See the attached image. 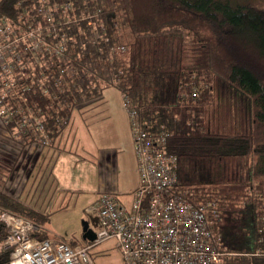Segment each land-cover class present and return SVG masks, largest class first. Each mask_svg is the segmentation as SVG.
Returning <instances> with one entry per match:
<instances>
[{
    "label": "trees",
    "instance_id": "1",
    "mask_svg": "<svg viewBox=\"0 0 264 264\" xmlns=\"http://www.w3.org/2000/svg\"><path fill=\"white\" fill-rule=\"evenodd\" d=\"M43 5L63 49L42 62L48 93L32 85L24 94L50 139L30 158L24 190L49 178L73 111L115 86L141 128L168 133L177 188L214 206L221 264H264V0H0V16ZM1 137L0 169L11 176L17 156ZM21 197L0 190V211L42 224ZM6 232L0 222V241Z\"/></svg>",
    "mask_w": 264,
    "mask_h": 264
},
{
    "label": "built area",
    "instance_id": "2",
    "mask_svg": "<svg viewBox=\"0 0 264 264\" xmlns=\"http://www.w3.org/2000/svg\"><path fill=\"white\" fill-rule=\"evenodd\" d=\"M47 9L43 5L32 14L24 10L16 20L0 16V133L17 156L13 169H20L15 180L50 140L39 114L25 107L24 95L32 85L41 95L48 93L42 62H51L63 49L51 28L53 13ZM123 106L138 181L128 205L119 203L114 191H101L91 201L85 209L95 214L91 242L114 238L122 264H221L224 252L207 215L214 206L194 204L177 188L176 156L165 150L168 133L152 135L141 128L126 96ZM0 222L7 230L0 250H8L0 264H92L87 246L50 237L35 220L1 210Z\"/></svg>",
    "mask_w": 264,
    "mask_h": 264
},
{
    "label": "rangeland",
    "instance_id": "3",
    "mask_svg": "<svg viewBox=\"0 0 264 264\" xmlns=\"http://www.w3.org/2000/svg\"><path fill=\"white\" fill-rule=\"evenodd\" d=\"M121 113L130 128L123 106V96L118 88L111 85L103 89L100 99L81 110L73 111L68 126L66 125L69 127L73 119L71 131L68 135L66 133V138L61 141V146L71 150L70 153H65V156L73 162L75 161L69 163L70 167L72 166V177L65 175L63 180H59L52 173L44 185L38 183L36 185L32 182L33 186L29 185L24 190L28 171L30 172L33 167L31 159L28 164L23 165L21 178L18 180H15L14 176L20 169L19 167H17V171H14V166L11 168V171L15 172L14 175L11 173V176L0 169L2 173L0 174V190L17 200L20 196L28 197L26 205L45 215V221L41 224L43 228L56 239L65 240L70 244L87 246L92 264H122L121 254L115 246L114 238H106L98 243L82 238L83 221H87L91 229L95 230L96 228L93 219L95 214L86 213L85 209L90 207L91 201L99 195L97 191H89L95 187L97 178L89 170L90 162L87 159L92 158V155L100 147L113 148L118 150V153L123 152L121 150L124 146L120 128ZM119 168L118 172H120ZM67 180H70L71 184H76L80 189L72 192L60 189L63 182ZM119 181L121 184L120 178ZM36 187L37 189H35ZM32 191L33 194L30 193ZM20 193L21 195H19ZM27 194L29 196H24ZM116 197L119 203L128 205L132 193L118 192Z\"/></svg>",
    "mask_w": 264,
    "mask_h": 264
},
{
    "label": "crops",
    "instance_id": "4",
    "mask_svg": "<svg viewBox=\"0 0 264 264\" xmlns=\"http://www.w3.org/2000/svg\"><path fill=\"white\" fill-rule=\"evenodd\" d=\"M128 121V118H127ZM73 119L69 124V127H65L60 137L57 140V144L61 146V141L65 137V134H69L72 128ZM120 128L123 135V152L118 153V150L108 147H100L96 153L92 155V158L87 159L90 162L89 170L92 174H95L97 182L95 187H92L91 192L101 191H114L116 193H124L125 191L131 192L137 184L138 174L136 170L135 157L132 146V138L130 128H128L124 116L121 113ZM56 149L53 156V165L50 169L49 176L53 173L55 178L63 180L64 176L72 177V172L69 163L73 162L65 156V153H70L71 150L66 147ZM51 153V152H50ZM52 154V153H51ZM75 162V161H74ZM73 162V163H74ZM120 164V168H119ZM118 168L120 172H118ZM121 174V177H120ZM120 181L118 182V179ZM47 182V179L46 181ZM43 187V186H42ZM42 189V188H41ZM60 189L63 191L72 192L80 189L76 184H71L70 180L64 181ZM121 192H120V191ZM46 231V230H45ZM47 232V231H46ZM51 237V235L47 232Z\"/></svg>",
    "mask_w": 264,
    "mask_h": 264
},
{
    "label": "water",
    "instance_id": "5",
    "mask_svg": "<svg viewBox=\"0 0 264 264\" xmlns=\"http://www.w3.org/2000/svg\"><path fill=\"white\" fill-rule=\"evenodd\" d=\"M83 227H82V238L87 239L88 241H92L95 237L93 231L89 227V224L87 221H83Z\"/></svg>",
    "mask_w": 264,
    "mask_h": 264
},
{
    "label": "flooded vegetation",
    "instance_id": "6",
    "mask_svg": "<svg viewBox=\"0 0 264 264\" xmlns=\"http://www.w3.org/2000/svg\"><path fill=\"white\" fill-rule=\"evenodd\" d=\"M85 240H87V239H85Z\"/></svg>",
    "mask_w": 264,
    "mask_h": 264
}]
</instances>
